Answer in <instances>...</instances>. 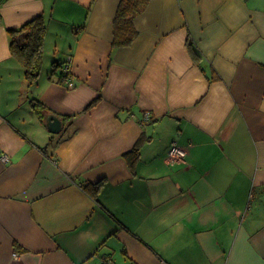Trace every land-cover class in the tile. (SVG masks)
I'll use <instances>...</instances> for the list:
<instances>
[{
  "label": "crops",
  "instance_id": "0c3cea01",
  "mask_svg": "<svg viewBox=\"0 0 264 264\" xmlns=\"http://www.w3.org/2000/svg\"><path fill=\"white\" fill-rule=\"evenodd\" d=\"M119 2L0 0V264H264V0H149L113 47Z\"/></svg>",
  "mask_w": 264,
  "mask_h": 264
},
{
  "label": "trees",
  "instance_id": "16d2710c",
  "mask_svg": "<svg viewBox=\"0 0 264 264\" xmlns=\"http://www.w3.org/2000/svg\"><path fill=\"white\" fill-rule=\"evenodd\" d=\"M149 0H120L113 21V47H127L137 32L133 21L146 8ZM10 41L11 56L18 61L24 70V79L28 84H33L39 77L42 64V48L46 34V23L42 16H38L25 23L18 29L7 31ZM195 55V54H194ZM195 58H197L195 56ZM56 65H54L55 67ZM60 76V83H62ZM31 107L35 115L43 120L46 112L45 106L38 100H31ZM45 110V112H44ZM129 165L133 167L139 159V149L134 148L125 155Z\"/></svg>",
  "mask_w": 264,
  "mask_h": 264
},
{
  "label": "built area",
  "instance_id": "2783aa9c",
  "mask_svg": "<svg viewBox=\"0 0 264 264\" xmlns=\"http://www.w3.org/2000/svg\"><path fill=\"white\" fill-rule=\"evenodd\" d=\"M60 76H62L61 78L62 80V84L67 86V87H72L73 83H72V79L70 76V70H69V66L68 64H62L60 67ZM148 117V115L146 116V118ZM185 151L178 146L176 143H172L169 147L168 150V159L172 162H177V161H181L183 159V157L185 156ZM3 160H7L6 157H3Z\"/></svg>",
  "mask_w": 264,
  "mask_h": 264
},
{
  "label": "water",
  "instance_id": "95a60500",
  "mask_svg": "<svg viewBox=\"0 0 264 264\" xmlns=\"http://www.w3.org/2000/svg\"><path fill=\"white\" fill-rule=\"evenodd\" d=\"M53 133H56L57 131H52Z\"/></svg>",
  "mask_w": 264,
  "mask_h": 264
},
{
  "label": "rangeland",
  "instance_id": "374dc122",
  "mask_svg": "<svg viewBox=\"0 0 264 264\" xmlns=\"http://www.w3.org/2000/svg\"><path fill=\"white\" fill-rule=\"evenodd\" d=\"M46 57V56H45ZM49 62H51V61H49Z\"/></svg>",
  "mask_w": 264,
  "mask_h": 264
}]
</instances>
